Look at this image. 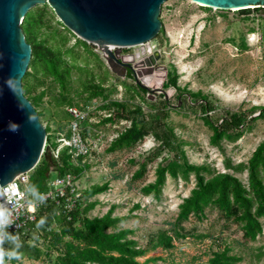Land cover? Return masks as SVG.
<instances>
[{"label":"rangeland","instance_id":"rangeland-1","mask_svg":"<svg viewBox=\"0 0 264 264\" xmlns=\"http://www.w3.org/2000/svg\"><path fill=\"white\" fill-rule=\"evenodd\" d=\"M35 8L40 14L30 25L32 41L40 43L42 52L51 50L68 74L63 88L44 75V57L35 68L30 67L31 57L29 75L22 79L25 97L35 104L52 140L56 132L66 133L71 120L66 110L76 106L68 105L90 110L84 132L93 153L73 163L84 167L75 175L86 199L81 209L87 210L81 216L102 217L112 210L111 217L117 221L108 231L126 232L136 249L146 250L137 260L147 264H206L215 252L225 249L236 264H264V218L260 219L263 232L254 241L246 240L241 226L226 220L212 202L180 225L176 222L180 204L197 184L195 172L183 177L185 165L197 167L205 180L228 173L248 185L246 166L264 142V115L259 116L264 108V11L252 8L245 14L206 8L192 0H167L159 15L162 32L152 40L161 54L156 72L161 75L143 83L154 91L142 92L135 79L109 69L99 46L80 42L48 4ZM242 39L247 48L240 51ZM137 51L138 47L124 49L135 56ZM168 73L176 77V85L166 88ZM204 97L215 107L209 113L198 105ZM156 114L161 119L155 130L138 133L130 146L118 141L135 123L151 126ZM234 114L246 123L239 131H230L231 137L226 136L229 132L216 139L207 116L221 124ZM165 131L174 147L159 151ZM176 155L183 166L178 176L167 173L157 196L144 193L156 181L158 168ZM104 186L92 196L86 194ZM53 227L60 229V224ZM163 231L173 237V248L153 249ZM68 240L35 241L31 234L25 255L15 261L5 258L4 264H55ZM31 250L33 257L28 255Z\"/></svg>","mask_w":264,"mask_h":264},{"label":"trees","instance_id":"trees-1","mask_svg":"<svg viewBox=\"0 0 264 264\" xmlns=\"http://www.w3.org/2000/svg\"><path fill=\"white\" fill-rule=\"evenodd\" d=\"M35 9L28 12L25 17L26 25L23 27L26 40L32 47L33 60L30 67L35 68L39 60L44 57L46 66L44 75L53 77L54 81L59 82L65 88V76L68 74V70L65 72L61 68L51 50L47 49L46 52H42L43 49L40 43L32 41L34 34L33 32L30 33V25L34 17L40 14V11H36ZM255 9L258 12L264 11V8ZM251 11V9L241 10L245 14H249ZM161 32H159L157 37ZM79 41L87 46L89 45L80 39ZM246 48V41L242 39L238 45V49L243 51ZM25 75L27 77L29 73ZM126 78L133 79L132 73L128 72ZM167 79L166 88L176 85L175 76L168 73ZM137 86L142 92L148 91L138 84ZM44 93V91L40 92L37 99H41ZM177 96L180 97V94ZM191 97H197V94H191ZM32 104L33 106L35 105L34 103ZM72 105L81 107L73 103L68 106ZM198 105L207 113L215 109L211 101L206 97L202 98L201 103ZM261 115H264V108L261 109L259 116ZM160 119V114L152 115V121L150 122L152 124L149 127L147 124H140L139 126L138 123H135L132 128L120 134L118 141L123 142L125 146L134 144L138 140L134 138L135 135L146 130L147 132L155 130L157 128V121ZM221 121V124H217L218 122H214L209 116L206 118V122L212 128L216 139L221 138L230 131H239V127L246 123V120L240 117L239 114H234L230 118H223ZM46 131L47 133L49 132L48 127H46ZM231 132L226 136L231 137ZM161 139L162 145H160L159 151H162L167 146L170 148L174 147L172 145V138L168 132H163ZM50 142L51 137L48 136L47 143L49 144ZM177 158V155L174 156V159L167 165L158 168L156 181L146 186L143 190L144 193H154L157 196L159 194V187L164 183L167 173L172 177L178 176V169H183V166L178 164ZM52 166L55 167V175L59 176L67 174L79 176L84 169L83 166H75L73 164L67 150L62 151L59 160L53 158L51 163L45 156H42L37 166L30 173V187L35 188L38 194L48 190L47 183L52 177L50 173ZM246 169L248 171L247 186L236 176L228 173H218L211 179L205 180L197 167L185 165L183 177H188L189 173L195 172L197 184L190 196L185 198L183 203L180 204L176 220L177 224L180 225L194 213L202 212L205 205L212 202L226 220L241 226L243 237L246 240L254 241L263 232L260 219L264 218V142L253 153ZM105 188L106 186L104 188L96 187L86 194L92 196ZM84 209L79 207L66 215L60 213L55 205H46L39 211L36 221L31 225V234L34 236L35 241H48L55 238L59 242L65 238H70V240L65 242L64 249L60 252L55 264H147L146 262L137 260L138 257L146 253V250L136 249L134 243L126 239V232L108 231L117 221L111 217L112 210L102 217L90 218L81 216ZM41 219H43L42 224L39 223ZM56 223L60 224V229H54L53 225ZM168 233V231L161 232L156 244L152 248L162 247L167 250L173 248V237L168 236ZM27 241V238L19 240L21 246L17 251L20 256L25 255L24 252L29 247L27 246ZM4 247L7 248L10 245L5 243ZM33 249L35 250L36 248ZM35 251L37 252V250ZM28 255L33 257L34 252L31 250ZM13 260L15 261L16 259ZM206 264H236V262L235 258L228 255V250L225 249L215 252Z\"/></svg>","mask_w":264,"mask_h":264},{"label":"water","instance_id":"water-1","mask_svg":"<svg viewBox=\"0 0 264 264\" xmlns=\"http://www.w3.org/2000/svg\"><path fill=\"white\" fill-rule=\"evenodd\" d=\"M167 0H0V187L18 175L33 171L44 155L46 127L31 101L25 97L22 79L32 57L21 24L28 12L48 4L63 25L82 41L99 46L111 71L136 84L150 81L161 54H146L145 45L161 30L159 19ZM206 8L246 10L264 8V0H192ZM110 46L116 47L111 50ZM138 47L145 54L137 59L122 54L123 48ZM15 131L9 130V125ZM52 162L51 152L45 155Z\"/></svg>","mask_w":264,"mask_h":264},{"label":"built area","instance_id":"built-area-1","mask_svg":"<svg viewBox=\"0 0 264 264\" xmlns=\"http://www.w3.org/2000/svg\"><path fill=\"white\" fill-rule=\"evenodd\" d=\"M110 48L111 50L116 49L114 46H110ZM98 49L101 50L100 47ZM124 49L130 48H123L122 54H126ZM145 50L146 54H152L157 48L152 45L151 41L145 45ZM144 55L138 50L135 57L139 59ZM66 111L71 117L66 125V133L58 131L55 133L58 135L52 140L48 132L47 137H51V142L48 144L46 139L43 156L51 152L52 161L53 158L59 160L62 151L67 150L75 164L76 161L84 160L93 153L84 132V122L90 118V110L83 111L73 106ZM94 111H97V109H94ZM55 171V167L52 166L50 173L52 175L54 173V176L47 183L48 190L40 194L37 193L35 188L30 187L31 172L20 174L12 182L0 187V208L11 212L10 219L12 223L7 231L17 235L19 240L29 239L32 231L31 225L36 221L39 211L46 205L53 204L60 213L67 215L85 204L86 199H83V194L79 190L77 178L72 174L55 175ZM41 194L44 197L43 200L40 198Z\"/></svg>","mask_w":264,"mask_h":264},{"label":"clouds","instance_id":"clouds-1","mask_svg":"<svg viewBox=\"0 0 264 264\" xmlns=\"http://www.w3.org/2000/svg\"><path fill=\"white\" fill-rule=\"evenodd\" d=\"M10 131H15V126L9 125ZM40 198L43 200L44 197L41 194ZM11 212L7 209L0 208V264H4L5 258L8 260L20 259L18 249L20 248V242L17 235L7 231V228L12 223ZM39 223H43V219ZM7 243L10 247L5 248L4 245Z\"/></svg>","mask_w":264,"mask_h":264},{"label":"bare ground","instance_id":"bare-ground-1","mask_svg":"<svg viewBox=\"0 0 264 264\" xmlns=\"http://www.w3.org/2000/svg\"><path fill=\"white\" fill-rule=\"evenodd\" d=\"M158 75H161V74H157V73H156L154 76L156 77V76H158ZM155 77H154V78H155ZM154 78H151L150 81H151V80L153 81Z\"/></svg>","mask_w":264,"mask_h":264},{"label":"flooded vegetation","instance_id":"flooded-vegetation-1","mask_svg":"<svg viewBox=\"0 0 264 264\" xmlns=\"http://www.w3.org/2000/svg\"><path fill=\"white\" fill-rule=\"evenodd\" d=\"M128 72H130V71H128Z\"/></svg>","mask_w":264,"mask_h":264}]
</instances>
